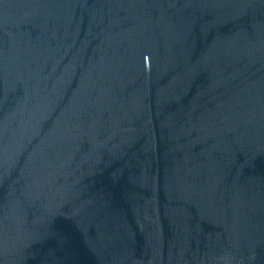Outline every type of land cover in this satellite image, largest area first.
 <instances>
[{
    "label": "water",
    "instance_id": "1",
    "mask_svg": "<svg viewBox=\"0 0 264 264\" xmlns=\"http://www.w3.org/2000/svg\"><path fill=\"white\" fill-rule=\"evenodd\" d=\"M0 264H264V0H0Z\"/></svg>",
    "mask_w": 264,
    "mask_h": 264
}]
</instances>
